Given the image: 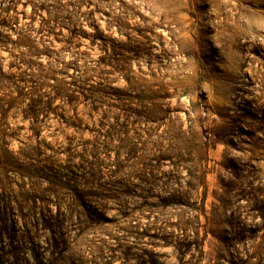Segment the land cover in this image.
I'll list each match as a JSON object with an SVG mask.
<instances>
[{
	"label": "rangeland",
	"instance_id": "obj_1",
	"mask_svg": "<svg viewBox=\"0 0 264 264\" xmlns=\"http://www.w3.org/2000/svg\"><path fill=\"white\" fill-rule=\"evenodd\" d=\"M0 264H264V0H0Z\"/></svg>",
	"mask_w": 264,
	"mask_h": 264
},
{
	"label": "trees",
	"instance_id": "obj_2",
	"mask_svg": "<svg viewBox=\"0 0 264 264\" xmlns=\"http://www.w3.org/2000/svg\"><path fill=\"white\" fill-rule=\"evenodd\" d=\"M160 208H165V205H162ZM185 249H187L188 245H184ZM181 253L183 254V252L181 251ZM185 253V252H184Z\"/></svg>",
	"mask_w": 264,
	"mask_h": 264
}]
</instances>
